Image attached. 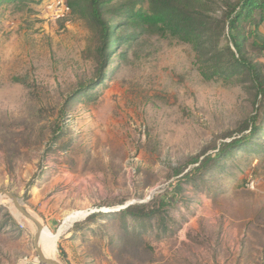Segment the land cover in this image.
Listing matches in <instances>:
<instances>
[{"label": "rangeland", "instance_id": "374dc122", "mask_svg": "<svg viewBox=\"0 0 264 264\" xmlns=\"http://www.w3.org/2000/svg\"><path fill=\"white\" fill-rule=\"evenodd\" d=\"M117 22L99 82L97 34L65 0H0V190L57 236L61 264H264V134L223 169L182 178L251 126L264 133L250 78L205 73L191 45ZM241 38L264 74V23ZM160 199L176 222L169 237L115 212ZM34 234L0 202V264H38Z\"/></svg>", "mask_w": 264, "mask_h": 264}, {"label": "trees", "instance_id": "16d2710c", "mask_svg": "<svg viewBox=\"0 0 264 264\" xmlns=\"http://www.w3.org/2000/svg\"><path fill=\"white\" fill-rule=\"evenodd\" d=\"M111 1L65 0V6L70 14L81 17L97 34L98 46L95 48V56L99 60V69L96 80L102 81L106 71V53L112 38L110 30L113 31L121 25V22H117L115 26H111L110 22L116 18L133 17L139 21L143 31H154L160 37L172 38L191 45L197 52V60L202 71L212 69L221 71L222 75L239 74L244 81L247 77L250 78L249 81L255 89L256 103H260V106L264 104V74L256 63L245 56L242 43L244 39L241 38L246 23L256 28L264 23V0H134L131 4L119 7H112ZM137 5L140 8L136 11ZM254 12L260 13L258 21L253 18ZM225 35L231 47L221 45ZM126 39L124 36H118L117 41L121 44ZM257 132L264 134L259 125L251 126L248 136L223 143L213 157L207 156L202 160L194 158L190 165L197 164L198 167L182 178L188 183L205 176L211 169H223L225 159L232 150L236 147H248L249 140ZM56 140L57 138H54L52 142ZM263 150L264 148L260 147L255 153ZM182 172L177 171L176 176ZM8 216L12 224L16 225L9 213ZM117 216L124 226L129 218L132 222L146 223L149 229L156 230L158 239L171 236L176 226L173 216L168 213V203L161 199L157 204L129 206L120 210ZM97 217L98 215L94 214L87 219L96 220ZM151 223H154V226H151Z\"/></svg>", "mask_w": 264, "mask_h": 264}, {"label": "water", "instance_id": "95a60500", "mask_svg": "<svg viewBox=\"0 0 264 264\" xmlns=\"http://www.w3.org/2000/svg\"><path fill=\"white\" fill-rule=\"evenodd\" d=\"M0 202H7L14 209L15 214L17 216L28 221L35 227L33 244L36 250L37 263L38 264H61L55 259L47 258L44 255L42 248H41V238H42L44 226L40 223L38 218L24 205L23 201L17 195L11 192L0 190ZM120 210H116L115 212H119Z\"/></svg>", "mask_w": 264, "mask_h": 264}, {"label": "bare ground", "instance_id": "6f19581e", "mask_svg": "<svg viewBox=\"0 0 264 264\" xmlns=\"http://www.w3.org/2000/svg\"><path fill=\"white\" fill-rule=\"evenodd\" d=\"M10 208H12V207L10 206ZM85 215L86 214H83L81 216V219L83 217H85ZM59 233H61V229H60ZM56 238H57V236L52 235L50 233V231L44 227V230L42 233V238H41V248H42L44 255L47 258L54 259V249H55Z\"/></svg>", "mask_w": 264, "mask_h": 264}]
</instances>
